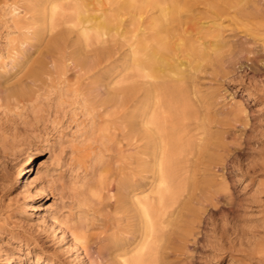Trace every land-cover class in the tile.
<instances>
[{"label": "bare ground", "instance_id": "1", "mask_svg": "<svg viewBox=\"0 0 264 264\" xmlns=\"http://www.w3.org/2000/svg\"><path fill=\"white\" fill-rule=\"evenodd\" d=\"M245 1L0 0L24 36L21 44L47 33L51 52L33 62L24 56L23 76L13 70L11 77L12 69L0 67V107L35 105L41 91L57 86L60 92H72L77 108L91 115L89 131L100 142L94 161L101 169V216L98 231L81 237L89 258L102 264H189L201 215L221 192L232 200L225 173H219L237 158L227 134L244 125L245 110L220 117L211 101L198 94L192 78L203 62L225 49L226 18L253 24L261 17ZM67 31L78 37L71 51ZM110 42L114 48L98 53L99 44ZM89 47L96 52L90 64L83 54ZM14 49L15 55L22 54V47ZM116 54L126 58L128 84L114 88L109 82L108 96L98 97L82 77L100 75L101 65L113 62ZM247 59L256 65V56ZM104 150L112 153L106 158ZM250 167L264 170V160ZM30 168L21 166V171ZM216 177L222 178L218 182ZM40 190L47 195L43 186ZM36 196L32 193L31 202ZM262 250L264 246L251 254L262 258ZM5 263L19 264L14 257H6Z\"/></svg>", "mask_w": 264, "mask_h": 264}, {"label": "rangeland", "instance_id": "2", "mask_svg": "<svg viewBox=\"0 0 264 264\" xmlns=\"http://www.w3.org/2000/svg\"><path fill=\"white\" fill-rule=\"evenodd\" d=\"M244 3L261 17L253 24L226 18L222 24L225 49L220 56L214 54L203 62L192 78L198 94L211 101L220 117L238 109L245 110L242 115L248 120L241 127H231L227 134L237 158L228 160L219 173H225L232 200L221 192L217 203L208 206L209 214L206 211L201 215V232L188 251L189 264H264V257L251 254L264 246V170L253 172L250 167L253 161L264 160V0ZM9 12L1 4L0 67L12 69L10 76L14 77L13 70L22 71L18 76H23L24 56L32 57L33 62L50 55L48 37L44 33L41 40L31 38L21 44L24 36L14 27ZM67 37L71 51L78 37L69 31ZM18 46L22 54L15 55ZM112 48L113 42L99 44L98 53ZM83 52L89 64L94 61L96 52L91 47ZM253 55L257 58L255 66L247 59ZM14 56L18 59L13 62ZM125 60L124 54H116L113 62L101 65L100 75L87 74L82 79L92 83L93 94L106 97L109 82L114 88L128 84L123 76ZM15 64L18 66L14 69ZM76 79L74 76L73 82ZM77 106L72 92H60L55 86L41 91L35 105L0 107V264H8L6 257H14L19 264H102L89 258L81 243L83 235L98 231L101 169L94 161L100 153L95 148L100 142L89 131L91 115ZM104 152L106 158L112 153ZM21 166L31 168L21 171ZM42 186L46 196L41 195ZM32 193L38 195L33 202ZM260 253L264 255V250Z\"/></svg>", "mask_w": 264, "mask_h": 264}]
</instances>
